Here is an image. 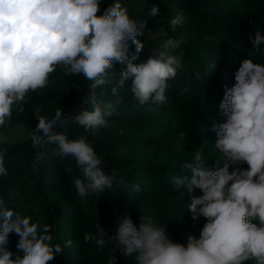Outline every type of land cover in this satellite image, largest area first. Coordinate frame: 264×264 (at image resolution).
Segmentation results:
<instances>
[{
  "label": "trees",
  "instance_id": "trees-1",
  "mask_svg": "<svg viewBox=\"0 0 264 264\" xmlns=\"http://www.w3.org/2000/svg\"><path fill=\"white\" fill-rule=\"evenodd\" d=\"M115 0H101L100 13ZM129 17L146 22L143 35L138 39L144 48L135 64L145 63L155 57L151 48V36L164 34V40L181 39L180 47L172 49L181 66L175 78L168 81L163 104L151 100L140 105L131 91L132 81L118 97L111 95L112 87L118 86L120 72L126 64L114 62L107 71L104 85L97 88V102L111 104L115 111L106 117L107 124L85 133L74 122L81 111H92L87 99L89 85L83 74L65 75L57 66L50 74L48 85L29 92L22 111L13 114L4 126H0V151L5 153L7 175L0 176V197L5 206L17 214L31 216L32 222L48 225L53 243L71 246L64 248L50 264H139V253L124 256L112 244L98 247L95 241L85 242V234L97 236L99 223L107 237L115 235L118 218L130 217L139 227L140 216H152L166 230L173 243L187 246L188 237L199 239L207 218L202 215L192 219L189 210L192 196L203 192L188 183L176 186L173 177L186 178L190 182L192 172L184 165L196 151H201L204 162L201 170H219L225 157L215 147L217 130L226 122L220 103L225 90L235 85V74L242 62L251 59L264 64V45L256 48L250 38L256 30L264 34V0H120ZM158 6L157 16L149 15L152 6ZM182 14L183 25L173 30L171 20ZM129 55L135 54V45L129 41ZM215 64V67H213ZM62 109L63 124L57 123L52 134L66 133L69 139L81 136L91 143L101 167L106 173L115 171L126 186L115 191L105 190L97 195L80 197L73 185V176H80V168L72 156L61 159L53 155L55 145L47 138L34 148L30 138L38 124L36 115L52 118ZM10 122L25 126L28 137L21 142L10 143L3 133ZM185 133L181 139V133ZM247 168V164L239 165ZM230 171L232 168L230 167ZM139 185L140 191H133ZM115 187V185H114ZM252 223L259 226V221ZM2 224V220H0ZM8 249L17 253L19 237L9 235ZM243 264H256L254 258Z\"/></svg>",
  "mask_w": 264,
  "mask_h": 264
},
{
  "label": "clouds",
  "instance_id": "clouds-1",
  "mask_svg": "<svg viewBox=\"0 0 264 264\" xmlns=\"http://www.w3.org/2000/svg\"><path fill=\"white\" fill-rule=\"evenodd\" d=\"M100 2L0 0V126L10 121L13 109L23 110L29 92L48 85L57 66L63 67L65 75L83 74L91 81L87 99L94 110L81 111L74 117L85 133L105 126L106 117L115 111L111 104L102 106L96 99V90L106 83V73L113 69L114 62L126 67L120 72L118 86L111 89L112 96L118 97L131 79V91L140 105L150 100L158 104L166 101L168 81L175 78L180 60L161 51L145 63H133L144 48L138 37L144 34L146 22L131 19L120 0L98 14ZM159 12L154 5L149 15L155 17ZM184 20L182 14H177L170 22L173 30ZM250 40L259 48L264 45V34L256 30ZM129 41L135 45L131 56ZM182 43L183 38H169L163 47L175 49ZM235 80L220 103L227 120L213 125L214 131L219 128L215 147L225 157L223 167L201 170L204 158L201 151H196L184 165L193 174L191 181L173 177L178 187L188 183L189 193L192 186L203 192L202 196L191 197L188 210L193 220L201 215L208 220L200 238L189 236L187 246L173 243L152 216L141 215L138 228L130 217L118 218L115 235L107 239L98 223L97 236L85 234L86 243L94 240L100 248L112 244L126 257L138 252L139 264H243L250 258L264 264V64L244 60ZM36 117L38 124L30 136L33 147H39L46 137L55 145L54 156L75 158L81 175L73 176L72 182L80 197L126 186L115 171H104L101 159L84 136L74 140L63 132L52 134L57 123L64 125L62 109L50 119L38 114ZM180 135L183 139L186 134ZM245 163L246 169L239 167ZM4 175L5 153L0 151V176ZM133 191L139 192V185L133 186ZM257 219L259 226L252 223ZM0 220V264H50L71 246V240L63 247L53 243L48 225L17 214L5 206L3 197ZM11 233L19 237L15 259L7 247Z\"/></svg>",
  "mask_w": 264,
  "mask_h": 264
},
{
  "label": "rangeland",
  "instance_id": "rangeland-1",
  "mask_svg": "<svg viewBox=\"0 0 264 264\" xmlns=\"http://www.w3.org/2000/svg\"><path fill=\"white\" fill-rule=\"evenodd\" d=\"M163 37H164L163 32L161 33L158 32L153 34L151 36V40H152L150 46L151 48L148 51L154 54L155 56L161 51H164L169 55L176 56L172 53V50L170 48L165 49L163 47L164 43L166 42V40H164ZM176 57L178 58V56ZM27 137H28V132L25 126L18 122H10L3 133V138L10 143L21 142Z\"/></svg>",
  "mask_w": 264,
  "mask_h": 264
}]
</instances>
